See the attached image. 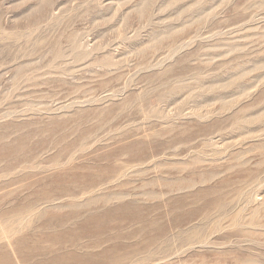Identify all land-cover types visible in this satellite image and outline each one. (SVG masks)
I'll return each instance as SVG.
<instances>
[{
	"label": "rangeland",
	"instance_id": "374dc122",
	"mask_svg": "<svg viewBox=\"0 0 264 264\" xmlns=\"http://www.w3.org/2000/svg\"><path fill=\"white\" fill-rule=\"evenodd\" d=\"M1 134L10 162L37 161L21 183L0 180V264H26L11 236L78 237L61 206L122 192L112 206L140 217L90 225L83 250L117 237L123 264H264V0H0ZM62 139L79 163L110 154L123 169L82 200L60 197ZM39 201L7 233L6 212Z\"/></svg>",
	"mask_w": 264,
	"mask_h": 264
},
{
	"label": "bare ground",
	"instance_id": "6f19581e",
	"mask_svg": "<svg viewBox=\"0 0 264 264\" xmlns=\"http://www.w3.org/2000/svg\"><path fill=\"white\" fill-rule=\"evenodd\" d=\"M58 145L60 146V152L72 151L73 146L66 147L64 146V139L58 141ZM80 146V144H79ZM127 152H130L134 155V151L132 148H126ZM79 150L73 151L70 157L67 159H63V155H57V158L54 160L53 166L55 167L56 175L53 177V182H56L59 185H64V191L60 195V197H71L74 199L82 200L84 196L91 194L94 192L98 186L107 184L111 179L117 177V172L123 169L122 164L117 163L119 160L117 157H112L110 154H104L98 158H94L95 161L100 164L94 162L93 164L79 163L77 162L79 158L75 155ZM24 153L23 151H21ZM65 154V153H64ZM138 158V157H137ZM53 160V159H52ZM143 160V159H142ZM37 158H33L31 160L19 161L18 163L10 162L7 152V144L4 139V135H0V180H5L8 185H17L23 181V176H16L15 172L19 168L22 167V164L25 165H34L36 164ZM76 162V163H74ZM130 163V162H129ZM36 177V175H32ZM167 186L171 183L168 180ZM207 180H203L202 183H207ZM47 183V182H46ZM127 183V182H126ZM185 182L179 180L177 183L180 191L183 188L191 186L189 184H184ZM39 185L44 184L41 180ZM5 185V184H3ZM37 185V184H36ZM7 186V185H6ZM194 188V187H192ZM46 191V190H45ZM44 191V192H45ZM168 192V191H167ZM221 193V192H220ZM48 195L47 199L50 200L49 191L45 192ZM212 197H215V205L216 208H221L222 202L219 198V193L212 191L210 193ZM150 196L151 194L148 193ZM132 196V194L128 195L125 193H111V194H99L90 196L86 202V204H79L76 207L63 205L60 209L63 208H71V219H75L78 221V225L80 231L78 237L73 238L76 232L71 230L69 227L68 230H63L62 235H56L55 232H45L43 230L28 232L27 234L21 235L17 239L12 240L9 243L10 247H13L15 252L20 255L21 258L26 262V264H123L128 261L129 253L124 254L123 256L117 257L115 253L120 250V244L118 243L119 238H114L113 241L110 242V246L108 248L103 249L100 253L90 252L86 249L83 250L81 245L82 236L89 233V226L92 224L98 225L97 229L103 231L101 227L109 225L113 219L123 218V219H131L136 220L140 217V215L135 210L134 206L130 203H122L117 204V206L113 207L112 204L115 200L127 198ZM241 197V195H239ZM222 197V196H221ZM13 203V201H12ZM42 204V201L36 202V205H32L30 208L24 207L21 203L17 202L11 207L9 211H7V233L19 234L22 233L25 228L24 216L27 213H33L39 210V206ZM98 204V205H96ZM94 205V206H93ZM47 208H50L48 206ZM179 209H183V205H180ZM221 211V210H220ZM223 212V211H222ZM86 213L87 216L82 218L81 216ZM55 212L51 209H47L42 212V214H38L39 218L48 217L54 218ZM240 213H237L234 217V221H237ZM209 217V213H205L202 218L206 219ZM178 220H180L179 216H177ZM200 220V219H199ZM210 220V219H209ZM212 220V219H211ZM60 222H64L59 219L57 220L56 225L60 224ZM204 222V221H203ZM64 224H61L62 227ZM210 225V224H209ZM53 224L51 225V227ZM50 227V228H51ZM196 228V227H195ZM206 228V227H205ZM168 229V228H167ZM210 229V228H209ZM69 230L70 234H69ZM166 231V230H165ZM164 232V231H163ZM190 233H192L190 231ZM13 234V235H14ZM86 235L85 237H88ZM182 241V240H181ZM191 241V240H190ZM61 244V251L55 250L57 243ZM69 242V245H67ZM203 245H208L207 238L201 240ZM197 244V243H196ZM149 248L151 245H154L152 241H149ZM99 245L95 246L97 248ZM101 246V245H100ZM192 247V246H191ZM58 251V252H57ZM248 262L249 259H239V261ZM252 261V260H250Z\"/></svg>",
	"mask_w": 264,
	"mask_h": 264
}]
</instances>
